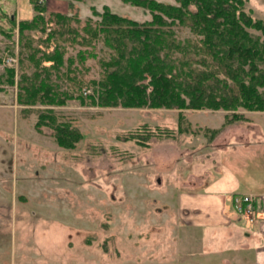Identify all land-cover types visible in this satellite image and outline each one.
Returning a JSON list of instances; mask_svg holds the SVG:
<instances>
[{
    "label": "rangeland",
    "instance_id": "1",
    "mask_svg": "<svg viewBox=\"0 0 264 264\" xmlns=\"http://www.w3.org/2000/svg\"><path fill=\"white\" fill-rule=\"evenodd\" d=\"M73 1L50 0L49 7L48 0L37 3L44 7L39 13L30 0H0V74L7 67L18 71L27 38L39 48L37 56L59 46L66 60L85 48L65 41L71 36L69 28L78 24L71 20L62 25L52 14L97 20L92 9L102 11L106 5L139 22L151 18L144 7L122 0ZM244 9L253 18H263L264 0H244ZM37 14L44 21L25 30L21 39L19 21ZM13 15L15 25L8 20ZM190 35L187 28L177 29L179 38ZM93 51L96 57H87L80 66L85 80L97 79L99 60L109 57L101 41ZM24 67L32 71L27 60ZM52 81L61 88L67 84L54 71ZM0 88V264H256L257 236L249 238L244 232L264 220L261 200L251 215L231 212L226 227L207 230L183 224L177 204L198 153L212 159L209 166L217 173L219 155L247 141L246 133L253 141L251 129H258L257 124L264 128V111L104 107L82 105L74 98L61 105H24L16 101V84ZM83 90L92 93L91 87ZM47 109L58 122L81 132L74 147L59 145L50 126L35 127L40 114L51 113ZM262 149L260 144L243 152L253 159L242 166L247 183L264 178ZM253 191L229 197L262 198Z\"/></svg>",
    "mask_w": 264,
    "mask_h": 264
},
{
    "label": "trees",
    "instance_id": "2",
    "mask_svg": "<svg viewBox=\"0 0 264 264\" xmlns=\"http://www.w3.org/2000/svg\"><path fill=\"white\" fill-rule=\"evenodd\" d=\"M30 1L35 11H44L36 0ZM122 1L144 7L151 18L139 22L106 5L102 11L92 9L97 20L52 14L62 25L71 20L78 24L69 28L71 36L65 41L85 48L66 60L59 46L37 56L39 48L27 38L21 45L27 50L18 71L5 68L0 84H16V101L24 105H61L74 98L82 105L104 107L264 111V17L253 18L245 11L244 0ZM8 20L15 25V17ZM43 21L41 14L20 20L21 39L25 30L36 29ZM178 28H187L191 35L179 38ZM97 41L109 57L99 60L102 70L97 79L85 80L80 66L87 57H96ZM25 60L32 66L30 73L24 70ZM43 61L50 63L43 65ZM53 71L67 82L65 88L52 81ZM83 87H91L92 93L85 94ZM232 117L243 118L238 113ZM42 125L50 126L56 142L64 147H74L82 137L69 123L58 122L52 112L38 116L35 127Z\"/></svg>",
    "mask_w": 264,
    "mask_h": 264
},
{
    "label": "crops",
    "instance_id": "3",
    "mask_svg": "<svg viewBox=\"0 0 264 264\" xmlns=\"http://www.w3.org/2000/svg\"><path fill=\"white\" fill-rule=\"evenodd\" d=\"M48 0V7L50 6ZM74 3L73 0H70ZM258 125V126H257ZM258 129H251L252 138L246 133L244 141L232 147V151L225 155H219L218 172L214 174L209 166L212 159L204 157L198 153L197 159L192 161L193 172H190L183 179V188L178 192V215L183 224L193 229H209L226 227V222L231 218V212L236 213L232 208V200L229 196L232 192L251 191L262 194L258 202L263 203L262 214L264 215V178H249L248 183L242 179L246 175L242 168L245 162L253 159L245 157L243 152L252 146H264V128L257 124ZM256 134L262 138H255ZM238 136V135H237ZM251 136V135H250ZM241 137V135H240ZM262 139V140H261ZM257 140V141H256ZM264 150V149H262ZM261 150V151H262ZM251 156H255V153ZM185 162V161H184ZM186 163V162H185ZM215 176H214V175ZM249 228V229H248ZM244 236L251 238L252 233L257 236L258 244L254 248V259L256 264H264V220L259 224L249 226ZM249 247L248 244L244 246Z\"/></svg>",
    "mask_w": 264,
    "mask_h": 264
},
{
    "label": "built area",
    "instance_id": "4",
    "mask_svg": "<svg viewBox=\"0 0 264 264\" xmlns=\"http://www.w3.org/2000/svg\"><path fill=\"white\" fill-rule=\"evenodd\" d=\"M38 4L46 2V0H36ZM259 200V197L251 194H238L232 197L234 210L248 216L254 211V205Z\"/></svg>",
    "mask_w": 264,
    "mask_h": 264
}]
</instances>
